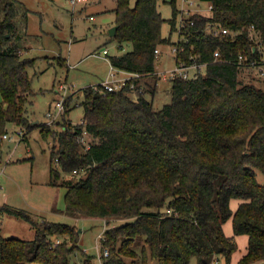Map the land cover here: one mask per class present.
Wrapping results in <instances>:
<instances>
[{
  "label": "trees",
  "instance_id": "1",
  "mask_svg": "<svg viewBox=\"0 0 264 264\" xmlns=\"http://www.w3.org/2000/svg\"><path fill=\"white\" fill-rule=\"evenodd\" d=\"M158 1L116 0L118 29L112 39L131 49L110 61L143 78L118 91L105 93L101 84L83 88L90 148L78 141L82 126L66 119L78 102L66 101L61 130L40 125L42 136L55 140L50 183L67 187L68 216L107 223L131 219L104 231L102 264H191L193 258L211 264L215 255L229 264L239 249L236 235L248 236L247 252L237 264H264V183L256 173H264V86L256 85L255 76L245 80L246 66L238 63L240 54L245 63L264 58V0H203L212 4L211 15L189 17L194 23L185 29L191 33L177 56L208 61L206 73L172 79L171 102L161 109L147 98L158 84L155 51L175 42L179 11L171 0L170 33L164 36L167 19ZM20 13L27 19L20 2L0 0V136L9 123L34 128L27 111L34 94L27 71L31 60L19 44ZM208 23L228 32L210 34ZM54 160L63 171L81 175L63 178ZM233 199L241 200L235 210ZM6 215L28 220L35 237H4L0 223V264H77L71 256L80 248L78 227L38 221L7 203L0 205V220ZM230 219L231 236L224 230ZM139 236L145 238L141 252L134 248ZM83 264H95L93 257Z\"/></svg>",
  "mask_w": 264,
  "mask_h": 264
},
{
  "label": "rangeland",
  "instance_id": "2",
  "mask_svg": "<svg viewBox=\"0 0 264 264\" xmlns=\"http://www.w3.org/2000/svg\"><path fill=\"white\" fill-rule=\"evenodd\" d=\"M15 1L28 9L27 19L23 18L22 13L17 19L23 32L19 41L22 55L31 60L27 71L32 79L34 94L29 96L31 102L27 104V111L28 120L34 128L29 130L26 125L9 123L6 131L9 138L0 136V205L7 203L24 208L38 221L47 219L75 225L80 230V248L71 256L72 260L77 264H83L86 256H92L95 264H102L99 256L104 231L131 219L107 223L105 219L98 217L75 218L64 213L68 189L64 185L50 183V156L55 140L53 137L45 139L41 134L40 125L50 126L56 130L62 129L61 116L57 120L47 116L50 107L56 111L58 100H66L70 104L79 103L66 114L67 120L79 123L84 117V108L81 104L83 88L100 82L110 68L109 56L124 54L131 49V45L121 47L109 34L110 28L116 23V0H88L87 3L75 5L71 0ZM135 1L130 0V4L133 5ZM170 1H158V7L163 17L167 19L162 26L164 36L170 33L169 20L173 15ZM189 1L176 0L178 19L182 8H190L191 15L197 14L202 17L211 15L207 1L195 0L194 4H190ZM91 14H95L97 19L94 21L88 19ZM172 37L174 41L178 39L177 31ZM103 48L109 50V55L100 53ZM158 48L160 54L155 62L158 84L155 94H148L147 98L153 101L156 109H161L171 102L172 81L159 79V75L172 70L175 67V59L171 54V44H164ZM260 48L264 52V44L261 43ZM252 76L257 79L256 85L264 86V80H259L256 71L246 66L243 77L248 80ZM145 78L150 83H155L153 77ZM63 84L66 88L61 87ZM66 109L65 106V112ZM92 139L93 137L90 139L88 137V140ZM54 165L63 178L72 176L78 179L81 175L63 171L55 160ZM256 173L259 182L264 183V173L259 169ZM0 223L1 234L4 237L28 240L35 237L32 224L21 217L6 215ZM144 244L145 238L139 236L135 240L134 248L141 252ZM222 260L224 261L223 258ZM195 261L197 258H193L192 262ZM154 263L151 261L150 264Z\"/></svg>",
  "mask_w": 264,
  "mask_h": 264
},
{
  "label": "built area",
  "instance_id": "3",
  "mask_svg": "<svg viewBox=\"0 0 264 264\" xmlns=\"http://www.w3.org/2000/svg\"><path fill=\"white\" fill-rule=\"evenodd\" d=\"M88 0H71V2L75 5L78 3H84ZM190 4H194L195 0H190ZM208 7L210 11L212 12V4L208 2ZM191 16L190 8H182V12L180 13V17L178 19L177 23V35L178 39L171 44L172 45V51L171 54L173 55L175 59V67L172 70H169L168 72L160 73V78L172 80L174 78H192L197 77L200 74L206 73V67L208 65V61L200 62L198 61L194 56L191 57V61L188 62L185 59L178 58L179 51H184V47L181 46V42L188 39V36L191 32H188L185 28L188 27L190 24H193L194 21H189V17ZM90 20H94L95 16L90 15ZM206 32L218 35L220 33H227L228 30L226 28L216 26L214 23H208L205 27ZM104 55L109 54V50L107 48H103L100 53ZM156 58L159 57L160 49H156ZM219 51H215L214 56L215 60H218L219 58ZM240 65L249 66L250 68L254 69L256 71V76L264 79V58L260 61H252L251 63H245L243 60V55H239V62ZM110 72L108 73V76L99 84L103 86V92H112V91H118L121 89L124 85H126L128 82H130L131 87H135V84L132 81L133 78L142 77L140 73L138 72H132L128 70H124L121 68L116 67L113 65L110 61ZM117 71H121L124 74L119 75ZM97 84V85H99ZM94 85V86H97ZM64 88V86H61ZM65 103L66 100H58L56 102V111L52 110L50 107L47 113L48 117L53 118V120L59 119V116H63L65 113ZM82 126V130L80 133L77 134L78 141L84 146L85 149H89L91 146V143L93 140H88V137H92L90 134L88 128H87V120L85 118L81 119L79 123H77ZM4 138H9L8 133L6 132L3 135ZM77 173V170H74V174ZM61 240L57 239L56 243L58 244ZM104 255H108V250H105ZM99 260L103 263V256L102 254L99 256ZM222 258L220 256L215 255L212 259L211 264H221Z\"/></svg>",
  "mask_w": 264,
  "mask_h": 264
},
{
  "label": "crops",
  "instance_id": "4",
  "mask_svg": "<svg viewBox=\"0 0 264 264\" xmlns=\"http://www.w3.org/2000/svg\"><path fill=\"white\" fill-rule=\"evenodd\" d=\"M87 2H88V1H87ZM87 2H84V3H87ZM91 15H94V16H95V19H94V20L97 19V16H96L95 14H91ZM88 19H89V17H88ZM94 20H93V21H94ZM108 55H109V54H108ZM109 57H110V56H109ZM109 60H110V58H109ZM110 67H111V65H110ZM109 72H110V68H109V70L106 72L105 77H104L103 79H101L100 82L95 83V84H93V85H96V84L101 83V82H102V81L108 76V73H109ZM117 72H118L119 75L124 74V73L121 72V71H117ZM156 72H157V71H156ZM156 72H155V73H156ZM62 86H64V84H63ZM64 87L66 88V86H64ZM63 90H64V89H63ZM240 202H241V200H237V199H233V200L231 201V206H232L233 210H235V209L238 207V205H239ZM53 211H56V210L53 209ZM4 217H5V216H4ZM4 217H2V219H3ZM227 223H229V224H228V227H226V224H227ZM224 230H225L226 234L229 235V236H231V235L234 234V232H233V227H232V219L228 220V222H226V223L224 224ZM236 239H237V241H238V243H239V249H240L241 252L239 253V249H238L236 252H234V254L232 255L231 262H230L229 264H237V262H238V261L242 258V256H243L244 254H246V252H247L248 236H247V235H236ZM241 246H242V248H241ZM191 264H197V261H195L194 263L191 262ZM221 264H225V262L222 260Z\"/></svg>",
  "mask_w": 264,
  "mask_h": 264
},
{
  "label": "water",
  "instance_id": "5",
  "mask_svg": "<svg viewBox=\"0 0 264 264\" xmlns=\"http://www.w3.org/2000/svg\"><path fill=\"white\" fill-rule=\"evenodd\" d=\"M117 29H118V25L117 24L110 28L109 34H110L111 37H114L116 35Z\"/></svg>",
  "mask_w": 264,
  "mask_h": 264
}]
</instances>
